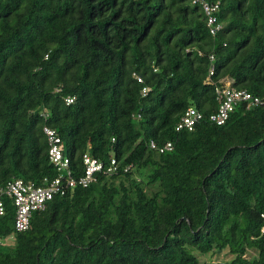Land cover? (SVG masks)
<instances>
[{"label":"trees","instance_id":"obj_1","mask_svg":"<svg viewBox=\"0 0 264 264\" xmlns=\"http://www.w3.org/2000/svg\"><path fill=\"white\" fill-rule=\"evenodd\" d=\"M221 1L212 35L192 0H0V189L57 176L44 125L75 178L86 152L117 160L34 212L0 264H209L195 250L226 248L219 264H264V106L210 120L226 78L264 97V0ZM189 107L204 117L179 130ZM5 200L0 236L15 231Z\"/></svg>","mask_w":264,"mask_h":264},{"label":"built area","instance_id":"obj_2","mask_svg":"<svg viewBox=\"0 0 264 264\" xmlns=\"http://www.w3.org/2000/svg\"><path fill=\"white\" fill-rule=\"evenodd\" d=\"M194 4L201 7L207 25L210 28L212 35H217L223 29V23L219 21L218 13L222 6L221 0H192ZM214 58V55H211ZM215 74V66L212 65L208 80ZM134 76L140 83H144L142 76L134 73ZM225 84L217 87L219 100L218 111L210 115V120L217 124L225 123L231 113L235 111L240 103H246L249 106H264V97L254 95L247 89H239L232 85V79H224ZM150 91V87L144 86L142 89L143 96H146ZM76 100V96L68 95L65 97L67 105L72 104ZM42 115L47 118L48 111H42ZM141 114H138L140 117ZM203 113L194 107H189L185 114L181 117L177 124V129L194 130L196 125L203 119ZM44 132L49 142V157L50 161L57 168L58 174L52 180L46 179L44 185H37L34 182H28L23 178L12 179L0 189V215L6 214V200L8 197L12 200L16 209L15 213V228L14 232L7 236H0V245L9 243L15 239L16 232H23L30 228L31 219L34 212L43 211L47 207V203L54 198L55 195H65L70 190L73 191L78 185L88 187L97 179V173H112L117 170V160L112 159L111 164L107 167L104 162L90 153L86 152L83 155V164L85 166L84 174L75 178L70 168V158L65 153V144L59 132L49 126L44 125ZM151 148L158 150L161 153L173 149V142L168 141L163 145H159L155 141H151ZM264 218V212L261 214ZM264 232V225L262 227Z\"/></svg>","mask_w":264,"mask_h":264},{"label":"rangeland","instance_id":"obj_3","mask_svg":"<svg viewBox=\"0 0 264 264\" xmlns=\"http://www.w3.org/2000/svg\"><path fill=\"white\" fill-rule=\"evenodd\" d=\"M202 261L208 262L209 264H219L223 262H228L234 255L230 253L229 249L226 248L221 252H209L207 254H200L197 250H195ZM256 253L254 249H250L248 252L249 256H253Z\"/></svg>","mask_w":264,"mask_h":264}]
</instances>
